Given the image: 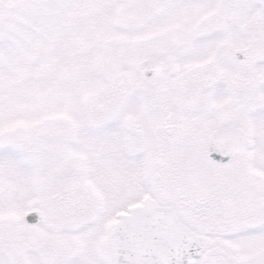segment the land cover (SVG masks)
Segmentation results:
<instances>
[{
    "label": "snow or ice",
    "instance_id": "obj_1",
    "mask_svg": "<svg viewBox=\"0 0 264 264\" xmlns=\"http://www.w3.org/2000/svg\"><path fill=\"white\" fill-rule=\"evenodd\" d=\"M0 264H264V0H0Z\"/></svg>",
    "mask_w": 264,
    "mask_h": 264
}]
</instances>
